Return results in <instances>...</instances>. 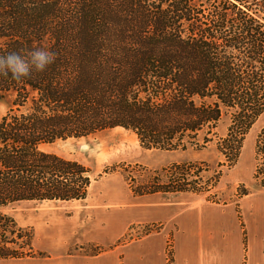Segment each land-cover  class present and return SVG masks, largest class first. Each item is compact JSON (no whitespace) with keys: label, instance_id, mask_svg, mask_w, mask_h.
<instances>
[{"label":"trees","instance_id":"trees-1","mask_svg":"<svg viewBox=\"0 0 264 264\" xmlns=\"http://www.w3.org/2000/svg\"><path fill=\"white\" fill-rule=\"evenodd\" d=\"M36 49L55 53L44 71L0 75V262L44 256L5 207L87 195L88 168L42 145L119 127L146 149L200 150L227 118L216 150L230 169L264 111V0H0V56ZM254 158L264 189V126ZM202 170L173 162L131 190L202 194L221 176Z\"/></svg>","mask_w":264,"mask_h":264},{"label":"rangeland","instance_id":"rangeland-1","mask_svg":"<svg viewBox=\"0 0 264 264\" xmlns=\"http://www.w3.org/2000/svg\"><path fill=\"white\" fill-rule=\"evenodd\" d=\"M10 100V97L0 98V117L7 111ZM227 124V118H222L216 129L217 136L213 137L212 141L200 150L191 148L185 151L146 149L140 145L133 132L119 127L106 129L85 137L56 140L53 143L44 144L40 147L41 150L75 160L88 168L91 182L86 200L80 203L64 200H22L8 205L4 211L11 215L21 227L32 228L34 236L33 223L40 214L44 216H52L55 212L64 215L71 214L75 207L74 204H78L85 211L94 206L109 207L110 204L106 196L116 194L126 197L140 196L134 195L131 189L157 181L156 176H159L157 173L161 174L160 169L170 163H199L203 168L202 182L208 181L212 175L221 170V176L215 185L210 186L202 194L175 192L163 193V197L167 199L172 198L176 193H189L191 196L197 197L198 200L230 208L231 214L237 220L243 253L247 255V252H252L253 256L263 259L261 264H264V189L257 187L252 179L255 165L254 142L257 133L264 126V111L245 135L239 157L230 169L225 166L219 167L218 163L222 158L216 150V141L226 133ZM159 180H164L163 176H159ZM241 188H246L250 193L240 196ZM100 196H102L101 201H95ZM126 206L121 203L114 205L119 209H125ZM159 227L158 224L140 222L126 225L123 228V234L117 239L114 246L124 245L146 234L153 233ZM171 246L172 238L169 237L166 250L167 264H173ZM80 248H83L82 250L87 254L107 249L96 242L80 245ZM35 251L44 254L39 250ZM243 264H246L245 261Z\"/></svg>","mask_w":264,"mask_h":264},{"label":"crops","instance_id":"crops-1","mask_svg":"<svg viewBox=\"0 0 264 264\" xmlns=\"http://www.w3.org/2000/svg\"><path fill=\"white\" fill-rule=\"evenodd\" d=\"M85 198L67 201L80 203ZM100 199L102 196L95 201ZM106 199L109 207L94 206L86 212L74 204L71 214H40L33 223L32 245L45 256L4 259L0 264H167L169 237L173 264H243L244 261L261 264L263 260L252 252L243 253L237 220L228 207L198 200L189 193H176L167 199L161 192L136 197L116 194ZM119 203L127 206L125 209L114 207ZM137 222L160 227L124 245L114 246L123 228ZM89 242L107 249L87 254L80 245Z\"/></svg>","mask_w":264,"mask_h":264},{"label":"clouds","instance_id":"clouds-1","mask_svg":"<svg viewBox=\"0 0 264 264\" xmlns=\"http://www.w3.org/2000/svg\"><path fill=\"white\" fill-rule=\"evenodd\" d=\"M55 60V53L36 49L27 55L11 52L0 56V75H8L15 80H21L36 72L44 71Z\"/></svg>","mask_w":264,"mask_h":264},{"label":"bare ground","instance_id":"bare-ground-1","mask_svg":"<svg viewBox=\"0 0 264 264\" xmlns=\"http://www.w3.org/2000/svg\"><path fill=\"white\" fill-rule=\"evenodd\" d=\"M250 220V219H249Z\"/></svg>","mask_w":264,"mask_h":264}]
</instances>
